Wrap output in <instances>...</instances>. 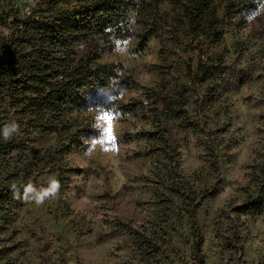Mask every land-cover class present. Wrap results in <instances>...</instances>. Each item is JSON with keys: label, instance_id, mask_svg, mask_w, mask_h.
I'll list each match as a JSON object with an SVG mask.
<instances>
[{"label": "rangeland", "instance_id": "1", "mask_svg": "<svg viewBox=\"0 0 264 264\" xmlns=\"http://www.w3.org/2000/svg\"><path fill=\"white\" fill-rule=\"evenodd\" d=\"M129 1L120 33L56 46L25 27L53 21L52 0H0V86L8 66L36 72L42 49L43 64L90 57L116 74L100 91L109 110L72 103L57 132L1 89L0 130L16 121L21 135H0V264H264V16L247 24L252 0H209L196 36L197 0ZM101 110L120 113L115 158ZM52 175L58 198H14L12 184Z\"/></svg>", "mask_w": 264, "mask_h": 264}, {"label": "trees", "instance_id": "2", "mask_svg": "<svg viewBox=\"0 0 264 264\" xmlns=\"http://www.w3.org/2000/svg\"><path fill=\"white\" fill-rule=\"evenodd\" d=\"M73 3L78 6L58 9V5L69 6ZM130 4L129 0H52L55 19L51 22L34 21L25 27L26 31L44 34L45 39L56 46H68L71 42L91 36L106 39L111 35L108 30L116 29V34L122 31V22L127 17ZM209 5V0H197L194 10L186 9V17L196 36L199 32L208 33L209 26L202 24L199 18L209 10ZM45 55L44 50H40L39 60L45 59ZM22 57L27 59L29 55L23 54ZM46 59L47 64L38 60L36 72L31 73L26 72L24 65L8 66L2 72L0 98L3 89L14 87L12 101L22 105L24 112L32 111L36 126L45 131L57 132L64 128L62 117L66 111H70L72 103L76 107L110 109L111 104L100 91L111 90L112 79L116 75L112 66L100 65L90 57L76 63L70 56H65L67 60L64 63L56 64ZM86 91L91 93L90 97L84 95ZM71 98L73 101H70ZM44 111H50L52 119H46L42 113ZM2 195L12 199V192L6 189H0Z\"/></svg>", "mask_w": 264, "mask_h": 264}, {"label": "clouds", "instance_id": "3", "mask_svg": "<svg viewBox=\"0 0 264 264\" xmlns=\"http://www.w3.org/2000/svg\"><path fill=\"white\" fill-rule=\"evenodd\" d=\"M255 7L246 13L244 19L247 24H251L256 21L258 18L264 16V0H252ZM121 51L124 49L121 48ZM127 92L126 88H122L118 93H116L115 99L119 100L123 97V95ZM109 112V111H108ZM114 117L113 121H118L120 118V113L117 111L111 112ZM97 123L94 127H99L100 121L96 118ZM113 125V122H112ZM114 128V125H113ZM0 135L3 136L5 141H9L16 136L21 135L20 125L16 121H12L9 124H6L2 130H0ZM115 136V135H114ZM85 143L88 145L87 150L84 151V156L92 157L93 153L97 150L98 139L90 138L85 140ZM113 147L110 149L113 153V157L115 158L114 148H118L117 137L115 136V141L112 142ZM102 150V149H101ZM103 151V150H102ZM23 189V193L21 195L20 189ZM11 189L13 191V195L15 199L22 200L24 203L34 202L37 206L43 205L46 200L56 199L60 195L61 182L56 176H49L47 179V186L37 188L32 182H28L27 184L17 185L12 184Z\"/></svg>", "mask_w": 264, "mask_h": 264}, {"label": "snow or ice", "instance_id": "4", "mask_svg": "<svg viewBox=\"0 0 264 264\" xmlns=\"http://www.w3.org/2000/svg\"><path fill=\"white\" fill-rule=\"evenodd\" d=\"M98 120L100 121L99 127L103 131V133L106 135V138L114 142L115 136L113 134L112 129V122L114 120V117L112 116L111 112L101 110L97 116Z\"/></svg>", "mask_w": 264, "mask_h": 264}]
</instances>
